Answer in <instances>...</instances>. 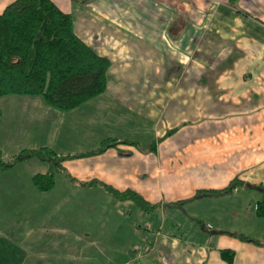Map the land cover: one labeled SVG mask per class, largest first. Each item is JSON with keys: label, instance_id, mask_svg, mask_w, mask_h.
Segmentation results:
<instances>
[{"label": "crops", "instance_id": "obj_1", "mask_svg": "<svg viewBox=\"0 0 264 264\" xmlns=\"http://www.w3.org/2000/svg\"><path fill=\"white\" fill-rule=\"evenodd\" d=\"M53 1L110 61L106 91L66 112L22 102L0 159L117 142L62 160L47 192L33 177L50 162L0 172V264H228L222 250L234 251L232 264H264V0ZM235 180L243 185L231 193L200 195Z\"/></svg>", "mask_w": 264, "mask_h": 264}, {"label": "trees", "instance_id": "obj_2", "mask_svg": "<svg viewBox=\"0 0 264 264\" xmlns=\"http://www.w3.org/2000/svg\"><path fill=\"white\" fill-rule=\"evenodd\" d=\"M239 1L229 0L231 4ZM110 65L108 59L99 56L77 36L73 16L53 0H15L0 11V98L41 96L50 107L61 112L71 111L106 91ZM116 142L108 141L96 151L70 157H59L49 148L23 151L10 162L0 159V172L28 158L50 162L48 173L33 177L35 187L47 192L55 186L56 167L61 166L62 160L96 155ZM241 185V181L235 180L221 191H204L200 195L228 194ZM103 187L119 200H133L144 211L157 207L133 192ZM255 188L263 195L256 214L264 219V187ZM237 237L248 241L246 237ZM221 257L232 264L235 253L222 250Z\"/></svg>", "mask_w": 264, "mask_h": 264}, {"label": "rangeland", "instance_id": "obj_3", "mask_svg": "<svg viewBox=\"0 0 264 264\" xmlns=\"http://www.w3.org/2000/svg\"><path fill=\"white\" fill-rule=\"evenodd\" d=\"M34 98H39V99H42L43 100V98L41 97V96H19V95H11V96H5V97H2V98H0V112H2V114H3V117L2 118H0V142H2V141H8L9 140V138H10V140H12L13 138L15 139V138H17L18 137V135H15L14 134V137H12V136H8V137H6L5 135H3V133H4V124H5V121H6V119H7V116L8 115H11L12 113H13V111L14 110H17V109H20L21 108V103L22 102H25V105L28 103V102H31L32 101V99H34ZM35 102H36V100H35ZM23 107V106H22ZM24 108V107H23ZM4 112V113H3ZM7 114V115H6ZM2 130V131H1ZM0 157H1V152H0ZM2 157H4V162H7L8 161V159H9V156H2ZM11 158H13L14 159V157H11ZM35 161V165H34V168H42L43 167V163L42 162H40L38 159L36 160H33V162ZM32 163V162H31ZM41 170V169H40ZM132 205V209L133 210H135L134 212H133V214L134 213H139V211H138V209L135 207V205L134 204H131ZM141 213V212H140ZM143 226V225H142ZM172 226V225H171ZM166 228H168V229H170V227L169 226H166ZM172 228V227H171ZM170 230H172V229H170ZM176 232H180V233H182L183 232V229H177V231ZM143 239L141 238L140 239V241L139 242H141ZM145 240V239H144ZM140 245H146V243L144 244L143 242L140 244ZM138 246V245H137ZM136 246V247H137ZM134 248H135V245H134ZM134 248H133V250H134ZM138 248V247H137ZM135 249L137 252H139V251H143L146 247H144V246H140L138 249ZM149 250H147L145 253H147Z\"/></svg>", "mask_w": 264, "mask_h": 264}, {"label": "built area", "instance_id": "obj_4", "mask_svg": "<svg viewBox=\"0 0 264 264\" xmlns=\"http://www.w3.org/2000/svg\"><path fill=\"white\" fill-rule=\"evenodd\" d=\"M140 246H144V247H146V246H148V245H147V244H146V245H139L138 248H139ZM138 248H137V249H138ZM147 248H148V247H147Z\"/></svg>", "mask_w": 264, "mask_h": 264}]
</instances>
